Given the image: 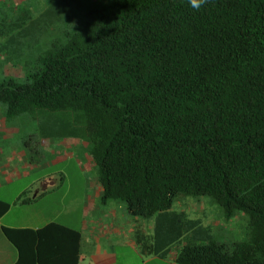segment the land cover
<instances>
[{
	"label": "trees",
	"instance_id": "16d2710c",
	"mask_svg": "<svg viewBox=\"0 0 264 264\" xmlns=\"http://www.w3.org/2000/svg\"><path fill=\"white\" fill-rule=\"evenodd\" d=\"M42 19L19 20L18 32L0 24V54L25 70L0 81L7 119L26 115L44 137L82 142L102 205L122 201L156 228L182 217L167 245L179 247L175 264H264V0H209L199 11L187 0L100 1L57 36ZM26 193L19 203L32 201ZM180 196L210 197L228 220L245 213L249 240L219 242L173 210ZM10 208L0 199V219ZM0 231L14 264L81 262L78 229ZM137 233L143 255H164L157 234Z\"/></svg>",
	"mask_w": 264,
	"mask_h": 264
},
{
	"label": "rangeland",
	"instance_id": "374dc122",
	"mask_svg": "<svg viewBox=\"0 0 264 264\" xmlns=\"http://www.w3.org/2000/svg\"><path fill=\"white\" fill-rule=\"evenodd\" d=\"M100 1L107 2V0H0V24L10 25L7 27L10 31L18 32L21 30L17 26L19 20H25V26H30L33 20L43 17L42 20L45 21L43 26H52L50 29H56L55 36H57L60 35L62 28L69 26L70 23L74 25L76 17L81 20L89 9L96 7ZM53 9L59 14L49 13V10ZM25 17L27 18L25 19ZM50 40L51 37L42 39L43 42ZM6 56V53L0 54V81L11 76L24 77L25 70L11 68L4 61ZM4 65L10 70L3 71ZM1 105L4 107L3 104ZM13 124L12 129L16 134L11 140L0 141L2 146L0 151H12L13 146L23 147L22 149L27 152V162L38 167L32 169L30 176L15 179L12 184L0 188V199L11 204L10 211L0 220V224L15 227H25V225L43 227L50 221H56L68 224L78 230H82L85 225L88 228L95 227L92 222L101 220L98 219V208L96 207L95 183L97 176L91 157L87 154L83 143L61 135L44 137L39 121L32 120L26 115L18 117ZM48 177L57 183L54 189H50L29 204L18 202L22 191L27 192L24 198H35L36 192L30 191L27 186L34 180ZM25 189H28L29 192ZM109 203H117L115 225L127 230L132 229L136 234V241L137 235H139L137 232L154 236L155 218H135L127 213L124 202L113 200ZM98 205L100 206V204ZM122 206L125 212L122 211ZM173 210L177 213L185 212L189 218L199 220L202 226L210 227L212 234L219 242L232 245L250 238L246 214L238 212L235 217L228 220L224 218L221 207L210 197L180 196L174 202ZM123 240L124 244L117 249L120 264H143L139 256L130 249L128 243L125 244L128 236H125ZM4 242L8 247H5ZM137 244L141 252L143 246ZM177 246L180 245L177 244ZM16 253L15 247L7 242L4 234L0 231V264L3 258H9L12 254L15 257ZM149 264L164 263L159 261ZM165 264L167 263L165 262Z\"/></svg>",
	"mask_w": 264,
	"mask_h": 264
},
{
	"label": "crops",
	"instance_id": "0c3cea01",
	"mask_svg": "<svg viewBox=\"0 0 264 264\" xmlns=\"http://www.w3.org/2000/svg\"><path fill=\"white\" fill-rule=\"evenodd\" d=\"M13 122H14L13 119L12 120L7 119V117L5 116V107H3L0 104V141L2 140L8 141L13 139V137L16 134L15 130L12 129V127H14ZM0 147L2 146L0 145ZM13 147L14 149H12V151L9 152L8 150H6V152L4 150L0 151V188L12 184V182H14L15 179L18 180L25 178V176L26 177L30 176V172L32 171V169L38 167L35 164H31L27 162V158H26L27 152H25V150L22 149L23 147L21 148H19L18 146H13ZM56 185L57 183L53 181L51 177H48L44 179L34 180L33 182H31V184L27 186V188L29 187L30 191L32 190V192L33 191L36 192L35 198L31 199L32 201H35L40 197V195L47 193L50 189H54ZM95 190H96L95 192H96V205H97L96 207L98 208L97 215L99 216L98 219L101 220L98 221L96 220L92 222V224L95 225V227L91 226V228H88L85 225L82 230H79L82 233L80 264H120L117 249H119L121 245L124 244L123 239H125V236H128V240L125 241V244L128 243L129 247H131L130 249H132L134 253H136V255L139 256L143 264H149L152 262L156 263L159 261L163 262L164 264L165 262L167 264H175V258L179 247H169L167 245L173 239V231L178 230L179 227L183 226L184 219L182 217L165 215L162 217V223L160 222V226L158 228H156L157 227V219H156L155 234L158 235V241H160V247H158V249L159 252L164 255L145 256L139 250L137 244L138 242L135 239L136 234L134 233V231L132 229L127 230L126 228L115 225L116 222L115 218L117 215L115 209L117 207V203L108 202L107 204L102 205L101 203L102 187L100 186L98 181H96L95 183ZM25 191L29 192L28 189H25ZM23 193L24 191H22V194ZM22 194H20V196ZM98 204H100V206ZM122 211H124L123 206H122ZM8 212L6 214H8ZM4 216L1 219H3ZM107 220H109L110 222H108ZM51 222H56V221H50L48 223ZM0 225L11 228H29V229L41 228L39 226H31V225H25V227L7 226L3 224ZM64 225L74 228L68 224H64ZM6 240L9 244H11L7 238ZM4 245L5 247H8L6 242H4ZM16 261H17V253L15 257L12 254V256H9V258L6 257L3 258L1 264H14Z\"/></svg>",
	"mask_w": 264,
	"mask_h": 264
},
{
	"label": "clouds",
	"instance_id": "9594fccd",
	"mask_svg": "<svg viewBox=\"0 0 264 264\" xmlns=\"http://www.w3.org/2000/svg\"><path fill=\"white\" fill-rule=\"evenodd\" d=\"M209 0H187L188 6L194 11H199Z\"/></svg>",
	"mask_w": 264,
	"mask_h": 264
}]
</instances>
